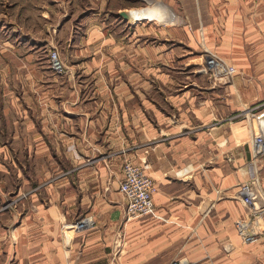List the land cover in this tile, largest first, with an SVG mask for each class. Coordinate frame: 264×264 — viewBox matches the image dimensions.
<instances>
[{
  "label": "crops",
  "instance_id": "0c3cea01",
  "mask_svg": "<svg viewBox=\"0 0 264 264\" xmlns=\"http://www.w3.org/2000/svg\"><path fill=\"white\" fill-rule=\"evenodd\" d=\"M128 1L0 0V264H264V213L235 225L243 185L264 208V0ZM125 160L157 216L123 222Z\"/></svg>",
  "mask_w": 264,
  "mask_h": 264
},
{
  "label": "built area",
  "instance_id": "2783aa9c",
  "mask_svg": "<svg viewBox=\"0 0 264 264\" xmlns=\"http://www.w3.org/2000/svg\"><path fill=\"white\" fill-rule=\"evenodd\" d=\"M50 67L56 73H59L63 69V64L56 51H51L49 54ZM215 62L211 59L210 63ZM221 63V62H219ZM223 65V63L219 64ZM222 72H226L227 75H233L235 69L228 67L224 64ZM257 150L259 152L264 151V146H261V139L256 138ZM123 178L119 185V191L123 195L125 200V207L123 212V222L133 221L144 215L157 216L155 207L152 201V195L155 191V184L152 178L146 175L143 169L134 165L130 161H124L122 165ZM240 200L243 205L248 208V217L245 219H239L235 225L239 235L245 242H253L257 239L258 233L255 230V220L261 217L264 213V208L256 207L254 202V195L252 193L251 185L246 184L240 188ZM83 221L73 223V225L65 228V233L70 229L75 231L83 228ZM122 236L118 234V242H121Z\"/></svg>",
  "mask_w": 264,
  "mask_h": 264
},
{
  "label": "rangeland",
  "instance_id": "374dc122",
  "mask_svg": "<svg viewBox=\"0 0 264 264\" xmlns=\"http://www.w3.org/2000/svg\"><path fill=\"white\" fill-rule=\"evenodd\" d=\"M119 1H123V0H119ZM131 2L133 4V9H136V10L143 9V8H146V7L149 6L147 4L148 2H146L145 0L128 1L129 4ZM150 7H148V8H150ZM148 8H146L144 11H147ZM141 11H143V10H141ZM143 20H146L147 21L148 19H143ZM150 21H153V22L156 21L158 23H165V24H172V23H168L166 21L163 22V20H160L159 18L151 19ZM0 22H2V19H0ZM1 37H3V36H1ZM200 50L205 52V49L202 48V47L200 48ZM51 51H56L58 53V51L56 49H52ZM50 52H49V54H50ZM0 55H1V48H0ZM58 56H59V53H58ZM59 58H60V56H59ZM211 59L214 60L213 58L206 57L203 60V63H201L200 66L198 67V71L204 72V73H214L217 78H230L231 77V75H227L226 72H224V71L222 72L221 71L222 70V67H224V64L223 65H219L221 63H219L218 61H215V60H214L215 62L210 63ZM49 63H50V61H49ZM228 67H230V66H228ZM181 71H184V72L190 71V66L189 65L187 67L186 66H183V69ZM125 161H129V160H125ZM84 220H85V218H81V219H78L77 221H75V223L76 222H79V221H84ZM119 231H122V230H119Z\"/></svg>",
  "mask_w": 264,
  "mask_h": 264
},
{
  "label": "bare ground",
  "instance_id": "6f19581e",
  "mask_svg": "<svg viewBox=\"0 0 264 264\" xmlns=\"http://www.w3.org/2000/svg\"><path fill=\"white\" fill-rule=\"evenodd\" d=\"M145 1H148L149 2V6L150 9L148 8L147 11H141V10H136L134 11L133 15H134V19H148V20H151L153 17L154 18H159L160 20H163V21H166L168 23H173L174 25V22L176 21V18L174 17V15L172 14L171 11H159V7L157 6L158 3L157 1H154V0H145ZM157 6V8H156ZM254 144V143H253ZM74 229H70L68 230V236H70V234H72ZM71 237V236H70ZM70 241V240H69Z\"/></svg>",
  "mask_w": 264,
  "mask_h": 264
},
{
  "label": "water",
  "instance_id": "95a60500",
  "mask_svg": "<svg viewBox=\"0 0 264 264\" xmlns=\"http://www.w3.org/2000/svg\"><path fill=\"white\" fill-rule=\"evenodd\" d=\"M119 17L122 18L123 20L126 21H133V17L132 14L130 12L127 11H121L118 13ZM264 120V118L262 119V121ZM264 123V122H263Z\"/></svg>",
  "mask_w": 264,
  "mask_h": 264
}]
</instances>
